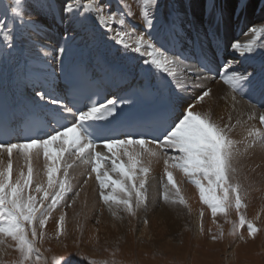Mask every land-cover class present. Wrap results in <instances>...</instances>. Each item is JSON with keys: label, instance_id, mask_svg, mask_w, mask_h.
Segmentation results:
<instances>
[{"label": "snow or ice", "instance_id": "obj_1", "mask_svg": "<svg viewBox=\"0 0 264 264\" xmlns=\"http://www.w3.org/2000/svg\"><path fill=\"white\" fill-rule=\"evenodd\" d=\"M248 2L238 0L235 18ZM26 3L30 4L27 18L22 7ZM139 3L140 20L133 22L134 12L126 0H117L115 8L110 0H64L67 19L58 22L65 25V36L53 49L55 54L48 51L50 45H40L33 38L45 33L47 26L32 19L31 9L48 18L58 16L60 8L45 0H11L0 13V78L5 84L0 95L4 114L0 119V264H45L37 245L46 235L53 210L70 207V194L74 193L72 204L80 195L69 179V169L78 161L90 166L89 177L96 174L99 197L110 211L116 207L136 216L142 207L147 208L148 164L158 158L167 177L166 182L162 180L166 202L187 206L170 170L179 169L196 186L213 217L227 215L234 207L239 225L246 226L249 237L257 235L255 223L241 212L246 205L236 166L257 146L264 150V130L252 128L244 140L237 141L231 135V122L221 124L210 111L195 109L211 98L207 82L218 78L232 90L233 107L239 103L237 96L247 97L248 119L264 125V23L248 28L251 39L241 42L238 36L230 44V51L246 62L240 69L239 61L224 60L227 13L216 0H206L202 21L192 16L190 5L184 13L178 4L165 0ZM260 3L264 6V0ZM209 43L219 67L208 51ZM101 48L119 57L123 66L110 64L99 54ZM138 58L142 62L137 69ZM91 65L112 72L117 94L108 98L109 88L81 90L82 81L94 72ZM134 71L137 83L120 91L131 83ZM61 82L62 90L57 87ZM97 145L107 154L96 151ZM41 157L43 169L36 170ZM203 215L201 208V234ZM65 219L62 212L56 238L65 234ZM235 228L234 223L233 234ZM222 237L221 231L211 240ZM9 238L14 244L7 243ZM7 248L18 252L15 260L4 259ZM73 256L79 253L54 257L53 264H72Z\"/></svg>", "mask_w": 264, "mask_h": 264}, {"label": "bare ground", "instance_id": "obj_2", "mask_svg": "<svg viewBox=\"0 0 264 264\" xmlns=\"http://www.w3.org/2000/svg\"><path fill=\"white\" fill-rule=\"evenodd\" d=\"M170 1L171 0H165V3H170ZM172 1H175L176 4L179 5V10L184 13H187L189 10L186 5H190L192 16L196 17L198 21H202L205 12L206 0ZM235 1L236 3H238V0H216V3L217 5L224 6V9L227 13L228 23L224 33L225 52L227 58L226 61H239L237 67L243 69L246 67L245 60L239 55L231 52L229 46L232 41L235 40L238 36L241 42H245L247 39L252 38L251 34L248 33L247 30L252 25L258 26L259 24L264 23V10H262L264 9V6L261 5L260 0H249L248 7L244 10V12L240 14L239 19H237L233 17V11L237 5L235 4ZM126 2L131 3L132 10H134L132 1L126 0ZM47 3H53L54 7L60 8L61 11L58 16H49L48 18H45L38 16L36 10L32 8V19H40L47 26V31L45 33L41 35L33 34V38L37 40L40 45H50L51 47L48 48V51L53 52V49L58 47L59 44L63 42V38L65 36V25L59 23L58 21L59 19H67V17L63 14L62 11L64 5L63 2L60 3L59 0H47ZM110 3L113 5V8H115L117 0H110ZM9 4L10 3L8 2V0H0V13H2L5 8L9 6ZM252 6H254V8H252ZM29 7L30 6H27V9ZM27 15L28 14H25L26 18ZM139 20L140 18L138 17V14L135 13L133 22H138ZM238 25L239 31L237 28ZM67 29L69 34H72V26L68 25ZM75 35L77 36L76 44L80 45V33L77 32L75 33ZM189 35H191V33H189ZM19 43L23 45V41H20ZM185 47H187V45H185ZM212 49L214 48L212 47L211 43H209L208 51L210 52L213 58ZM33 52H35V50H33ZM53 54L55 53L53 52ZM77 54H79L78 47ZM99 54L104 55L110 64L116 66H123V61L119 57L112 56L103 48L99 49ZM141 62L142 58H138L136 61L137 69ZM91 67L94 68V72L91 73L97 76L98 78L102 80L106 77L113 79L112 72L110 70H106L103 66L91 65ZM133 76L134 78L132 79L131 83L121 86L119 89L120 91L126 89L127 87H131L132 84H135V82H137V79L135 78V71L133 72ZM139 82L144 83L145 81L141 80ZM57 87L61 90L64 88L62 85H60V83L57 85ZM207 87H210L212 90L211 98H206L203 103L198 104L196 106L195 110L201 112L210 111L212 113L213 120L221 124L231 122L234 125L233 131L231 133L233 139L237 141L244 140L247 136V132L252 128H259L264 130V125H261L258 119H248L250 112L248 104L245 103V101H247V97L241 99L239 96H237V100L239 101V103H237L235 107H233V102L231 99L233 93L228 85H225L222 81L217 78L216 80H211L207 82ZM4 88V81L2 80V78H0V95H2ZM109 92L111 94L115 93L113 88L109 89ZM261 111H264V109H261ZM229 116H231V121H229L228 119ZM237 121H239V123H237ZM97 148L103 147L102 145H97ZM16 163L17 161H14V167L16 166ZM18 163L22 164L23 161L19 160ZM43 164V157H41V160L35 163L34 167L36 170H42ZM148 165L150 167L149 171L151 172L148 175L147 182L153 184L156 181H154L155 177L159 174L161 175L162 171L164 172L163 160L154 158ZM256 165L259 166L257 167ZM254 166L257 167L255 170H253ZM236 167V179L239 181L242 188L249 187V190H251V183H253L254 185V183H258L261 179H263L261 176L264 177V150L257 146L248 155L242 156ZM170 170L173 171V177L177 181V185H184V187L187 188V191L191 198L187 209H182V205L179 206L173 203H167L164 207H159V209L156 211L155 217H153L154 214H151L148 217L149 219L147 221V224L140 220L139 227H135V229L137 230V236L145 238L149 242L151 241L150 243L154 244L155 246L166 242V238L168 237V235H171L170 233H174L177 229V224L173 223L170 220L171 218L166 215H173L175 217L178 216L179 220L185 221L186 225L191 227L194 233L198 232L200 225V210L203 207L201 206V204H199L198 198L196 200V198L194 197L193 191L191 190L192 187L183 182V179L187 177L179 169ZM88 171H90V166L86 165L82 161H78L72 168L69 169L70 182L75 188V191L80 192V195L78 198H76L75 203L72 204V206H67V210L60 209L57 211L56 209V213L53 214V218L47 226L48 233L53 235L56 234L59 216L62 212H66L65 229L69 232L76 233L80 241L94 246L98 242L102 244L114 242L116 243L119 240V236L123 234L124 229H127V221L125 222V219H122L123 216L120 214L119 210H116L114 207L110 211L109 209L104 210L101 209V207L98 208V206H96V201L93 198L94 187L96 186L94 182V177L96 174L92 173L91 177H89L87 175ZM163 177L167 180V177L165 175H163ZM85 180H87V184L84 183ZM155 188V185L154 187L151 185L150 193H154ZM101 205L103 206V204ZM189 208L191 209L190 211ZM203 210L205 213V208H203ZM254 210L255 209H253L252 206H249L247 208V211L251 215L256 214ZM113 211L117 213L116 216L112 215ZM77 213H79V215H77ZM207 224L210 227L213 226L212 221L209 219Z\"/></svg>", "mask_w": 264, "mask_h": 264}, {"label": "rangeland", "instance_id": "obj_3", "mask_svg": "<svg viewBox=\"0 0 264 264\" xmlns=\"http://www.w3.org/2000/svg\"><path fill=\"white\" fill-rule=\"evenodd\" d=\"M131 1L134 6V14L137 13L138 17L140 18L139 14L141 5L139 0ZM8 2L11 3V0H8ZM45 2L47 3V0H45ZM59 2L64 3V0H59ZM170 3L176 2L171 0ZM129 4L132 6L131 3ZM235 4H237L236 1ZM27 6H30V4L26 3L25 5H22V7L26 9L25 14H28ZM252 8H254V6H252ZM98 149L100 152H102V154H107L106 149L97 148L96 151H98ZM256 168L257 167L254 166L253 170ZM105 170H108L110 174H113L111 173L110 168L107 166ZM150 172L151 171H149L147 174V179ZM113 175L115 176V174ZM163 175L164 172L162 171L161 175L159 174L155 177L154 181H156L153 184L147 182V208L145 209L142 207L141 210L137 212L136 216H131L122 209L114 207L116 210H119L120 214L123 216L122 219H125V222L127 221V229H124L123 234L119 236V240L116 243L102 244L98 242L95 244V246L89 245L83 241H80L76 233L69 232L66 229L63 236L56 238V235L48 233L47 230V226L53 218V214L56 213V209L53 210L52 216L49 218L45 227L46 235L42 242L38 243L37 245V247L41 249L45 264H53L54 257L66 256L68 253H79V256L72 257V264H87V261L80 259V257H87L88 260L108 261L109 264H111L113 260H115L117 264H264L263 176H261L263 179H261L260 182H256L257 184L254 183L253 185V183H251V190H249V187H247L248 189L246 187L242 188L244 203L246 206L241 209V212L245 215L246 219L255 223L256 227L259 229L255 238L249 237L246 226L241 227L239 225V213L234 207L229 210L227 215L223 213H217V215L213 217L211 209L201 202L199 198V191L196 186L193 185L187 178H184L183 182L192 187L191 190L193 191L194 197L196 200L198 198L199 204L205 208V213L202 218L204 230L203 234L200 233L201 218L198 232L194 233L191 227L186 225L185 221L179 220L178 216L175 217L173 215H166L171 218L170 220L173 223L177 224V229L174 233H170L171 235H168L166 242L155 246L154 244L150 243L151 241L149 242L147 239L137 236V230L135 227H139L140 220L143 222L144 220L148 221V217L151 214H154L153 217H155L156 211L159 209V207L161 208L167 203H171L170 201L166 202L162 197V193L164 191L162 180L164 182L166 181ZM94 182L96 186L94 187L93 198L96 201V206L106 210L108 207L99 197V186L95 177ZM151 185L153 187L155 185L156 187L154 193H150ZM178 187L181 190V194L187 200V206H181L180 204L176 205L181 206L182 209H187L191 196L184 185H178ZM183 192H186L187 194H184ZM73 195L74 193L70 194V197H68V202L70 200L69 204H71V206ZM169 195L170 197L174 196V191L170 192ZM101 204H103V206ZM249 206H252V208L255 209V215H251L247 211ZM67 208V206L58 207L57 211L60 209L67 210ZM257 216L259 217L258 219ZM208 219L212 221V227L208 226ZM234 223L236 224V228L235 233L233 234ZM221 231L223 232V237L216 241H212L211 236L216 235L219 237ZM240 235H243L244 239H240ZM7 243L14 244L10 238L8 239ZM17 257L18 252L14 248H7V255L4 256L5 260L13 261Z\"/></svg>", "mask_w": 264, "mask_h": 264}]
</instances>
